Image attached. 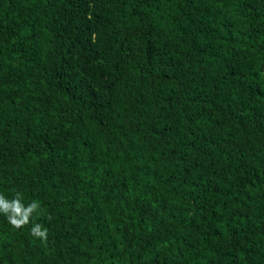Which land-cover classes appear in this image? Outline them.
<instances>
[{
  "label": "trees",
  "instance_id": "16d2710c",
  "mask_svg": "<svg viewBox=\"0 0 264 264\" xmlns=\"http://www.w3.org/2000/svg\"><path fill=\"white\" fill-rule=\"evenodd\" d=\"M17 192L0 264H264V0H0Z\"/></svg>",
  "mask_w": 264,
  "mask_h": 264
},
{
  "label": "clouds",
  "instance_id": "9594fccd",
  "mask_svg": "<svg viewBox=\"0 0 264 264\" xmlns=\"http://www.w3.org/2000/svg\"><path fill=\"white\" fill-rule=\"evenodd\" d=\"M40 204L33 201L27 206L23 203V195L17 192L12 199L0 194V214H3L9 224L16 229H22L31 223L33 214L40 212ZM52 217L49 215L48 220ZM31 235L41 241H47L49 232L42 224L35 223L31 227Z\"/></svg>",
  "mask_w": 264,
  "mask_h": 264
}]
</instances>
